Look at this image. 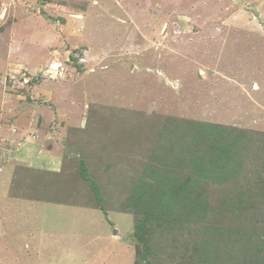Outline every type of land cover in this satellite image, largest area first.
<instances>
[{
    "label": "rangeland",
    "instance_id": "obj_1",
    "mask_svg": "<svg viewBox=\"0 0 264 264\" xmlns=\"http://www.w3.org/2000/svg\"><path fill=\"white\" fill-rule=\"evenodd\" d=\"M0 264H264V0H0Z\"/></svg>",
    "mask_w": 264,
    "mask_h": 264
},
{
    "label": "trees",
    "instance_id": "obj_2",
    "mask_svg": "<svg viewBox=\"0 0 264 264\" xmlns=\"http://www.w3.org/2000/svg\"><path fill=\"white\" fill-rule=\"evenodd\" d=\"M201 128H203V130H206V126L204 124L201 125ZM207 130H210V128H208ZM199 137H198V140L200 141V144L203 143L204 146H201L200 149L195 147L198 150L197 156H196V157H198L197 160L199 162L200 161L203 162V161L208 160V164H210V165L216 164V166H220L221 162H220L219 158L217 157V154H213L212 156H209V154H208L211 150L214 152H217L214 150L213 146L209 145L208 137H206V136H204L203 138L202 137L199 138ZM206 148H208V149H206ZM216 161H218V163H216ZM212 172L214 173V175L217 174L215 169H212ZM148 187L152 188L153 186H148Z\"/></svg>",
    "mask_w": 264,
    "mask_h": 264
},
{
    "label": "water",
    "instance_id": "obj_3",
    "mask_svg": "<svg viewBox=\"0 0 264 264\" xmlns=\"http://www.w3.org/2000/svg\"><path fill=\"white\" fill-rule=\"evenodd\" d=\"M114 234L117 235V230H115Z\"/></svg>",
    "mask_w": 264,
    "mask_h": 264
},
{
    "label": "bare ground",
    "instance_id": "obj_4",
    "mask_svg": "<svg viewBox=\"0 0 264 264\" xmlns=\"http://www.w3.org/2000/svg\"><path fill=\"white\" fill-rule=\"evenodd\" d=\"M241 4H243L241 1H240Z\"/></svg>",
    "mask_w": 264,
    "mask_h": 264
},
{
    "label": "crops",
    "instance_id": "obj_5",
    "mask_svg": "<svg viewBox=\"0 0 264 264\" xmlns=\"http://www.w3.org/2000/svg\"><path fill=\"white\" fill-rule=\"evenodd\" d=\"M110 225V224H109ZM115 236V235H114Z\"/></svg>",
    "mask_w": 264,
    "mask_h": 264
}]
</instances>
